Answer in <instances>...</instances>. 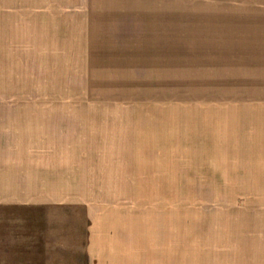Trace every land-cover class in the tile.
Masks as SVG:
<instances>
[{"label": "rangeland", "instance_id": "1", "mask_svg": "<svg viewBox=\"0 0 264 264\" xmlns=\"http://www.w3.org/2000/svg\"><path fill=\"white\" fill-rule=\"evenodd\" d=\"M191 107L264 108V0H0V264H87L89 222L129 264H223L217 222H264V194L218 193ZM143 222L176 242L142 259Z\"/></svg>", "mask_w": 264, "mask_h": 264}, {"label": "crops", "instance_id": "2", "mask_svg": "<svg viewBox=\"0 0 264 264\" xmlns=\"http://www.w3.org/2000/svg\"><path fill=\"white\" fill-rule=\"evenodd\" d=\"M236 109L237 108L234 107H191L190 109H186L185 143L188 144V147L190 144L191 148H193V145H200L202 151L198 153L202 155L204 152L210 156L216 157V160H212L216 161L213 163V166L211 165V160H207V167L209 166V172L215 173V178L217 180L216 186L222 189L218 193L264 194V108L258 112H239ZM212 111L221 116L218 119V123L220 121V128L219 126L207 127V124L204 125L205 121L201 116L211 114ZM241 114L246 117H236ZM198 121L200 122L198 123ZM238 124L239 126L245 124L248 128L245 127L242 129ZM190 152L191 154L187 152L188 156L191 155L187 167L188 173L190 167L192 168L191 174H193V168L196 166V168H198L196 163H200L201 168H203L206 166V162L203 158L193 161L192 154H197L194 150H190ZM194 163L196 166H194ZM62 168L64 170L67 169L66 166H60V169ZM171 172H173V170L171 171L170 169L168 174H166V179L172 178ZM201 174L202 171H197L195 178H199ZM187 177L188 180L189 178L191 179L189 174ZM200 177L202 182L204 178L202 175ZM193 185L198 189H202L201 192H203V187L198 185L197 182L193 183L192 186ZM102 223L105 228H114L113 223L115 222ZM144 223L145 222L141 223L143 226L139 228L141 230L143 229V237L140 236L139 239L137 238L139 252H145L144 236L146 231L151 233V229L153 231V240L151 241L153 242V247H150V250H153L155 247L159 248L161 243L170 244L171 242H176L175 222H153L151 226H146ZM97 227V222H89L90 235L88 254L85 256V259H88L87 264H116L114 262L118 259L122 261L127 260V264H129L130 258H128V253L130 246L124 248L126 254H116V252L123 251V246L119 245H112L115 249L114 252H111V245H109L108 242H112L113 237H110L108 231L100 234ZM202 227L203 226H201V229ZM123 228H125V226ZM205 228L206 236H204L205 234H203L204 232L201 230V239L197 238L196 242L199 241L203 243L202 237H205L206 242H208L207 226H205ZM141 230L140 232L142 234ZM216 230L215 250L217 252V257L224 260L223 264H264V222H217ZM193 234V224L190 222L186 229L185 241L188 243L192 242ZM157 235H159L160 238H158ZM141 239L143 240L141 241ZM103 243L104 245L100 246V244ZM203 247L206 250L205 246ZM163 250L167 252L166 254L168 256L166 257L170 260V252L171 250L174 252L175 248L168 247L167 250V246H165ZM156 256L157 254H155V257ZM141 257L142 259H146L145 254L144 256L141 255ZM172 257H174V255ZM55 264H60V262ZM141 264L146 263L142 262ZM220 264H222V262Z\"/></svg>", "mask_w": 264, "mask_h": 264}]
</instances>
